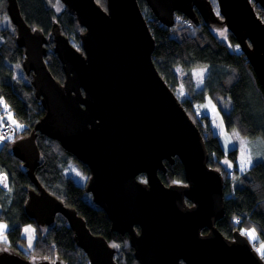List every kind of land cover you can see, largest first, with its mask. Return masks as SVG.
<instances>
[{
	"label": "water",
	"instance_id": "95a60500",
	"mask_svg": "<svg viewBox=\"0 0 264 264\" xmlns=\"http://www.w3.org/2000/svg\"><path fill=\"white\" fill-rule=\"evenodd\" d=\"M60 1L84 28L80 48L58 22L47 36L25 21L17 0H6L16 42L24 49L22 68L33 72L30 84L44 110L10 147L34 185L27 189V215L51 226L61 214L87 264H117L106 238L91 232L74 207L38 180L41 133L88 166L85 190L105 210L110 228L128 235L138 264H264L240 230L227 237L216 226L225 212L222 175L208 165L199 128L152 60L155 40L138 1L106 0L105 9L96 0ZM144 1L167 26L177 12L194 24L200 16L211 28L226 27L264 91V20L252 3L264 9V0H216L219 13L211 0ZM49 40L62 64V82L45 62ZM175 156L183 164L185 184H165L158 175L165 171L164 160L172 163ZM141 173L145 181L137 178ZM0 264L66 263L61 257L31 261L0 247Z\"/></svg>",
	"mask_w": 264,
	"mask_h": 264
},
{
	"label": "trees",
	"instance_id": "16d2710c",
	"mask_svg": "<svg viewBox=\"0 0 264 264\" xmlns=\"http://www.w3.org/2000/svg\"><path fill=\"white\" fill-rule=\"evenodd\" d=\"M17 1L25 21L32 27L40 28L47 36L55 21L67 36L68 31L76 33V30H84L64 4L61 10L55 12L53 4L56 0ZM137 1L143 14L145 11L149 13L144 17L155 40L153 62L174 93L179 85L176 68L185 71L181 82L187 94L179 100L201 132L209 153L208 165L223 173L225 212L216 221V226L227 237L232 236L233 230H240L242 225L253 227L260 236L253 243L256 247L258 242H264V158L253 161L240 148H232L224 154L216 123L200 115V103L208 94L219 108L226 129H234L243 137H257L264 145V91L260 82L244 53L234 48L237 41L228 29V41H222L200 16L198 24L192 22L177 28L168 27L150 14L144 0ZM96 2L106 8V0ZM211 2L215 5L216 0ZM252 3L256 13L264 20V9L254 1ZM1 12L7 13L6 0H0ZM1 35L0 96L24 127L11 140L0 144V171L6 173L8 180V190L0 189V219L7 224L6 241L2 240L5 245L1 243L0 247L16 251L31 261L40 257H61L66 264H87L84 252L75 244L72 230L61 214L56 215L53 225L40 226L25 212L27 189L34 185L22 161L12 154L10 147L13 139L30 132L44 110L28 78L20 80L14 76L12 63L22 62L24 57V49L16 42L14 25L12 29H2ZM74 38L78 40V33ZM45 46L47 66L53 77L62 82L64 71L61 61L52 51L51 40ZM196 65L209 67L204 87L200 89L195 88L191 71ZM10 127L12 130L11 124ZM36 142L42 162L36 167L35 174L42 185L65 204L74 207L91 232L103 235L116 248L117 264H138L128 235L110 229L105 210L94 203L91 193L85 190L90 176L88 166L66 151L56 139L38 133ZM223 155L233 163L232 174L228 177L220 160ZM164 165L165 171L158 170V175L165 184L186 183L183 164L178 157L175 156L172 163L164 160ZM137 178L145 181L146 175L141 173ZM26 223L35 229L34 243L30 248L22 236V227ZM206 232L207 228H203L202 233ZM179 264L184 263L180 261Z\"/></svg>",
	"mask_w": 264,
	"mask_h": 264
},
{
	"label": "rangeland",
	"instance_id": "374dc122",
	"mask_svg": "<svg viewBox=\"0 0 264 264\" xmlns=\"http://www.w3.org/2000/svg\"><path fill=\"white\" fill-rule=\"evenodd\" d=\"M62 4L63 3L60 0H56V3L53 4V8H54L56 13L62 9ZM213 6H214L215 11L217 12V7H218L217 3H215V5H213ZM149 12L153 17H155L153 15V13L151 12L150 8H149ZM144 14L147 16L149 13L145 11ZM190 23H192V22L188 18L183 16V14H181V13L177 14V12H175L174 13V24L169 25L168 27L177 28L181 25H186V24H190ZM198 23H199V21H198ZM165 26H167V25H165ZM6 28L12 29V23H11L10 18L8 17L7 13L1 12L0 13V42L2 41L1 30L6 29ZM213 30L215 31L216 36L220 40L228 41V30L226 29V27L213 28ZM79 32H81V31L76 30V33L79 34ZM76 33H75V31L74 32L68 31V37H69L70 42L75 47L80 48L79 36H78V40H76L74 38V35ZM234 48L236 50L240 51L238 44H236L234 46ZM12 66H13L12 68L14 71L15 78L20 79V80L21 79L26 80L28 78V81H29V77L25 74V72L22 68V62L12 63ZM191 71H192L193 79L195 82V88L196 89L203 88L204 87V79H205V76L209 72V67L207 65H196L191 69ZM176 73H177V76L179 77V85L177 86L175 93L178 96V98H182L184 95L187 94L184 87H183V84L181 82V78H183L185 76V71L183 69L180 70V68L177 67ZM29 83H30V81H29ZM209 104L210 105L213 104V105H215V107L212 106L213 108H211ZM202 114L205 115L207 118L214 120V122L216 123L217 129H218V134H219L218 135L219 143L223 149L224 154H226L227 151L232 149V148H240V150H242L245 154H247L248 157L253 161H257V160L264 158V145H263L262 141L257 137H255V138L243 137V136L239 135L234 129H231V130L226 129L225 128L226 126H225L224 120H223V116H222L219 108L217 107V105L214 103V101L210 98V96L208 94L204 95V99L200 103V115H202ZM5 122L10 123L12 125L13 129L11 131L9 130L8 131L9 133L0 132V144L2 142H4L5 140H11L13 138V136L24 127L23 122H21L16 116H14L13 112L9 108V106L6 103V101L4 100V98L0 96V128L5 124ZM220 160H221V163L223 164V168L226 170V173H224V174L227 177L230 176L232 174V171H233L232 161L226 155H223L220 158ZM217 170L221 173L222 179H224L222 171L220 169H217ZM5 175H6L5 172L0 171V189L7 191L8 190L7 189L8 188V185H7L8 180H7V177ZM231 184H232V181H231L230 185ZM233 185L234 184H232V186ZM26 197H27V195H26ZM25 226H26V224L23 226V235L22 236L26 240V245L30 248L31 246H33V243H34L35 229L31 224L28 225L27 229H25ZM6 228H7L6 222L4 220L0 219V244L3 243L2 240L6 241V234H5ZM253 229H254L253 227H251V226L247 227L245 225H242L240 227V231L242 233L249 231V230H253ZM246 236L250 240L251 243H254L255 241H257L260 238V236L256 230L254 232L255 238H250L248 235H246ZM261 245H264V242H258L255 249L257 250L258 248H260ZM258 253H260V252H258ZM31 259L33 260L34 257H32ZM50 260H53V259H50Z\"/></svg>",
	"mask_w": 264,
	"mask_h": 264
},
{
	"label": "snow or ice",
	"instance_id": "6c2138e0",
	"mask_svg": "<svg viewBox=\"0 0 264 264\" xmlns=\"http://www.w3.org/2000/svg\"><path fill=\"white\" fill-rule=\"evenodd\" d=\"M254 232H255V230L253 229V230H249V231L243 232L242 234L248 235L250 238H255ZM257 251L261 252L262 254H264V245H261V247L258 248Z\"/></svg>",
	"mask_w": 264,
	"mask_h": 264
},
{
	"label": "bare ground",
	"instance_id": "6f19581e",
	"mask_svg": "<svg viewBox=\"0 0 264 264\" xmlns=\"http://www.w3.org/2000/svg\"><path fill=\"white\" fill-rule=\"evenodd\" d=\"M203 20V19H202ZM46 62V61H45ZM46 65H47V63H46ZM47 68H48V66H47ZM49 69V68H48ZM26 74V73H25ZM32 74H33V72L32 71H30V73L29 74H26L28 77H29V81L31 82V78H32ZM216 169V168H215ZM109 219V218H108ZM110 221V220H109ZM26 224H30V223H26ZM110 227H111V223H110ZM111 229V228H110ZM112 230V229H111ZM239 230V229H238ZM112 231H115V230H112ZM115 232H117V231H115ZM117 233H119V232H117ZM97 234V233H96ZM120 234V233H119ZM100 235V234H99ZM121 235H123V234H121ZM103 236V235H102ZM110 245V244H109ZM112 246V245H111ZM113 247V246H112ZM114 249H115V254H114V256L116 255V248L115 247H113ZM85 254V253H84ZM86 256V255H85ZM63 259V258H62ZM86 259H87V257H86ZM65 261V260H64ZM66 263V262H65Z\"/></svg>",
	"mask_w": 264,
	"mask_h": 264
},
{
	"label": "built area",
	"instance_id": "2783aa9c",
	"mask_svg": "<svg viewBox=\"0 0 264 264\" xmlns=\"http://www.w3.org/2000/svg\"><path fill=\"white\" fill-rule=\"evenodd\" d=\"M9 130L11 131V127H10V124L7 122H5V124L0 128V132H2V133H9L8 132Z\"/></svg>",
	"mask_w": 264,
	"mask_h": 264
},
{
	"label": "crops",
	"instance_id": "0c3cea01",
	"mask_svg": "<svg viewBox=\"0 0 264 264\" xmlns=\"http://www.w3.org/2000/svg\"><path fill=\"white\" fill-rule=\"evenodd\" d=\"M209 105H210V104H209ZM212 106H214V107H215V105H213V104H212V105H210V107H211V108H213ZM201 110H202V109H201ZM206 111H207V110H206ZM203 112H204V111H203ZM223 128H224V127H223ZM7 185H8V183H7ZM24 225H25V224H24ZM24 225H23V226H24ZM28 225H29V224H26V226H25V229H27V228H28ZM22 235H23V227H22ZM2 245H5V244L3 243ZM260 254H262V253L260 252Z\"/></svg>",
	"mask_w": 264,
	"mask_h": 264
},
{
	"label": "clouds",
	"instance_id": "9594fccd",
	"mask_svg": "<svg viewBox=\"0 0 264 264\" xmlns=\"http://www.w3.org/2000/svg\"><path fill=\"white\" fill-rule=\"evenodd\" d=\"M217 10H218V7H217ZM217 12L219 13V10ZM260 255H262V254H260Z\"/></svg>",
	"mask_w": 264,
	"mask_h": 264
},
{
	"label": "flooded vegetation",
	"instance_id": "af4514ba",
	"mask_svg": "<svg viewBox=\"0 0 264 264\" xmlns=\"http://www.w3.org/2000/svg\"><path fill=\"white\" fill-rule=\"evenodd\" d=\"M138 230V229H137ZM253 244V243H252ZM260 254V253H259ZM262 256V255H261Z\"/></svg>",
	"mask_w": 264,
	"mask_h": 264
}]
</instances>
